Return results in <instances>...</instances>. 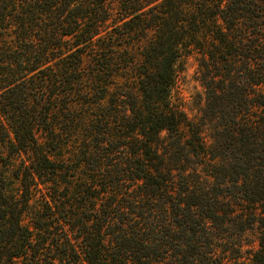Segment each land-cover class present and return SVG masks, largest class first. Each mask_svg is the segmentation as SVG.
<instances>
[{
  "label": "trees",
  "instance_id": "16d2710c",
  "mask_svg": "<svg viewBox=\"0 0 264 264\" xmlns=\"http://www.w3.org/2000/svg\"><path fill=\"white\" fill-rule=\"evenodd\" d=\"M0 264H264V0H0Z\"/></svg>",
  "mask_w": 264,
  "mask_h": 264
},
{
  "label": "rangeland",
  "instance_id": "374dc122",
  "mask_svg": "<svg viewBox=\"0 0 264 264\" xmlns=\"http://www.w3.org/2000/svg\"><path fill=\"white\" fill-rule=\"evenodd\" d=\"M110 12V19L107 22L108 24H117L116 21L120 18V15L117 13V6H112ZM114 21V22H113ZM141 40L134 41L138 43L135 48L140 47L144 44V35H140ZM137 55V53H135ZM135 60H138V56H134ZM87 66V62H85L84 67ZM137 69L132 68L130 64L127 67L120 69L119 72L115 75L116 85L120 86L124 84L128 86H135L136 84L132 83V80L137 81ZM175 83L171 90V101L176 105L181 106L188 119L194 121L196 116H200L201 109L203 108L204 101V89L201 83V76L198 67V59L195 55H187L184 58H180L178 63L176 64V77ZM115 90V87L109 89V94H112ZM109 98V95L107 96ZM204 137L207 142H210V131H204ZM9 177V175H8ZM12 184H16V182L12 181ZM243 250H248L254 246H256V233L254 231L247 232L242 238ZM244 257H247L246 254H243Z\"/></svg>",
  "mask_w": 264,
  "mask_h": 264
}]
</instances>
